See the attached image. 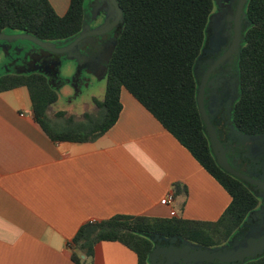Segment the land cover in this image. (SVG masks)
Returning a JSON list of instances; mask_svg holds the SVG:
<instances>
[{
    "label": "trees",
    "instance_id": "16d2710c",
    "mask_svg": "<svg viewBox=\"0 0 264 264\" xmlns=\"http://www.w3.org/2000/svg\"><path fill=\"white\" fill-rule=\"evenodd\" d=\"M89 0H71L59 15L49 0H0V32L29 33L43 41L66 44L75 39L87 21ZM123 9L122 29L106 73L104 97H94L95 111L77 119L58 110L64 122L48 110L59 98L44 73L0 74V92L26 86L35 121L55 141H93L106 133L122 110L121 92L127 89L181 142L196 160L230 194L231 201L219 219H189L173 215H115L83 223L70 242L71 259L86 264L95 245L119 241L150 264L155 245L149 235L181 236L213 246L226 241L259 205L247 183L217 162L197 103L195 65L206 41L214 0H118ZM250 24L243 33L237 60L239 96L233 120L247 133H264V0H248ZM239 264H264V254Z\"/></svg>",
    "mask_w": 264,
    "mask_h": 264
},
{
    "label": "crops",
    "instance_id": "0c3cea01",
    "mask_svg": "<svg viewBox=\"0 0 264 264\" xmlns=\"http://www.w3.org/2000/svg\"><path fill=\"white\" fill-rule=\"evenodd\" d=\"M49 1L63 15L71 0ZM121 102L97 139L55 141L35 121L26 86L0 92V264H75L79 227L119 214L219 219L227 190L127 89ZM167 194L172 202L161 203ZM84 258L138 263L116 240L99 241Z\"/></svg>",
    "mask_w": 264,
    "mask_h": 264
},
{
    "label": "flooded vegetation",
    "instance_id": "af4514ba",
    "mask_svg": "<svg viewBox=\"0 0 264 264\" xmlns=\"http://www.w3.org/2000/svg\"><path fill=\"white\" fill-rule=\"evenodd\" d=\"M90 1L93 9L92 11H87V21L92 20L91 29H93L105 21L107 17L105 8L107 5L106 0ZM214 1L215 6L212 15L215 18L212 25L208 28L207 39L203 46L207 50L203 52L202 48L195 65L197 78L198 81H201L204 74L209 71L205 87V105L211 114L212 121L225 147L229 161L240 171L258 180V183L244 181L259 198V205L249 212L245 220L226 241L213 245V247L240 248L247 246L249 240L253 237L256 240L264 238V136H261L264 133L253 134L244 132L236 127L232 117L234 103L239 96L237 60L243 42V33L250 24L245 12L248 0H245L243 11L239 17L241 30L239 49L230 53L222 61H219V59L229 50L235 39L236 13L240 0ZM94 22L98 24L92 26ZM123 22L101 35H89L83 41L80 49L82 51L87 50L90 54H99V52L106 50L107 46L114 49ZM27 46H17L18 49L12 51V54H10L11 63L7 65L5 72L22 74L42 72L47 75L48 79V74H50L53 77V82L57 80L59 65L64 59L61 53L44 55L39 53L40 51L34 47L30 50L32 48L31 45ZM10 47L14 48V44L10 43ZM29 50L30 53H28ZM27 53L28 56L26 55ZM82 65H85V63H82ZM95 71L98 74V70ZM167 243L166 240L160 242L161 245H166ZM263 254L264 248L263 253L260 255ZM214 264L223 263L215 261Z\"/></svg>",
    "mask_w": 264,
    "mask_h": 264
},
{
    "label": "water",
    "instance_id": "95a60500",
    "mask_svg": "<svg viewBox=\"0 0 264 264\" xmlns=\"http://www.w3.org/2000/svg\"><path fill=\"white\" fill-rule=\"evenodd\" d=\"M244 3L245 0H240L236 13L237 23L234 42L219 61L224 60L230 55V53L239 49L241 37L239 17L243 11ZM106 5L107 7L105 10L107 12V17L103 23L91 29L90 24L86 21L81 33L71 42L66 44L43 41L29 33L0 32V40L12 42L15 39H26L36 45L38 47L36 49H38L41 54L50 55L52 53L69 52L72 56L76 53V47H79L89 35H101L112 30L123 22V9L118 0H106ZM214 18V15L210 16L208 28L212 25ZM32 49L33 47L30 50ZM30 50L28 53H30ZM206 50V48H203V52H206ZM28 53L26 54L27 56ZM195 74L197 77L196 67ZM208 77L209 71L204 74L202 80L198 83L197 103L216 160L223 169L232 175L251 183H258V180L237 169L228 159L225 147L220 140L216 127L212 121L211 114L205 105V87ZM49 81L52 85V80L49 79ZM149 237L155 243L149 255L150 264H214L215 261H220L223 264H238L262 254L264 248V238L262 240H256L254 237L249 240L247 246L240 248L227 246H202L201 244H197L181 236L165 237L159 233L149 235ZM163 240H166L168 243L166 245H161L160 242Z\"/></svg>",
    "mask_w": 264,
    "mask_h": 264
},
{
    "label": "rangeland",
    "instance_id": "374dc122",
    "mask_svg": "<svg viewBox=\"0 0 264 264\" xmlns=\"http://www.w3.org/2000/svg\"><path fill=\"white\" fill-rule=\"evenodd\" d=\"M92 9V2L89 0L87 11H92ZM87 23L91 24L92 20H88ZM96 24L98 23L94 22L92 26ZM10 43L14 44V48H9ZM27 45L38 48L26 39H15L12 42L0 40V73L5 72L7 65L11 63L10 54H12V51L18 49L17 46ZM80 46L76 47L75 55L71 56L69 52L61 53L64 59L59 65L58 79L52 84L59 98L51 105L48 114L52 119L59 122H64L65 116L58 117L56 115L58 110H65L67 115L74 114L77 119L82 118L85 111L94 112L96 107L93 98L101 99L106 91L105 72L113 48L107 46V49L101 53L99 52V54H90L87 50L82 51ZM82 63H85V65H82ZM94 69L98 70V74ZM261 136H264V134H261Z\"/></svg>",
    "mask_w": 264,
    "mask_h": 264
},
{
    "label": "built area",
    "instance_id": "2783aa9c",
    "mask_svg": "<svg viewBox=\"0 0 264 264\" xmlns=\"http://www.w3.org/2000/svg\"><path fill=\"white\" fill-rule=\"evenodd\" d=\"M173 195L172 194H167L164 198L161 199V203L163 204H170L172 202ZM173 213H175L173 211Z\"/></svg>",
    "mask_w": 264,
    "mask_h": 264
}]
</instances>
